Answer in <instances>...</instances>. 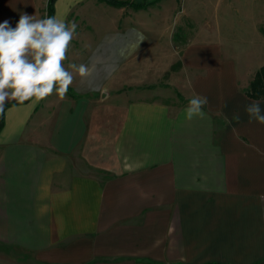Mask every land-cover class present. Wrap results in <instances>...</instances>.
Masks as SVG:
<instances>
[{
    "label": "crops",
    "instance_id": "crops-1",
    "mask_svg": "<svg viewBox=\"0 0 264 264\" xmlns=\"http://www.w3.org/2000/svg\"><path fill=\"white\" fill-rule=\"evenodd\" d=\"M117 1L144 6L54 2L78 25L64 66L94 67L91 85L6 104L0 264H264V125L244 111H264L244 93L264 18L234 33L205 0ZM46 3L0 0V23ZM194 95L209 102L187 120Z\"/></svg>",
    "mask_w": 264,
    "mask_h": 264
},
{
    "label": "clouds",
    "instance_id": "clouds-1",
    "mask_svg": "<svg viewBox=\"0 0 264 264\" xmlns=\"http://www.w3.org/2000/svg\"><path fill=\"white\" fill-rule=\"evenodd\" d=\"M77 27L74 21L55 16L37 19L28 14L20 15L15 27L8 20L0 23V113L10 100L40 103L53 95L65 100L75 81L74 73L81 85H91L94 67L76 63L64 66ZM208 102L206 96L194 95L184 109L186 119L204 118ZM244 111L249 123L264 125L259 102L248 103Z\"/></svg>",
    "mask_w": 264,
    "mask_h": 264
},
{
    "label": "rangeland",
    "instance_id": "rangeland-1",
    "mask_svg": "<svg viewBox=\"0 0 264 264\" xmlns=\"http://www.w3.org/2000/svg\"><path fill=\"white\" fill-rule=\"evenodd\" d=\"M229 5L230 7H228ZM194 6L196 4L189 3L186 5L185 3L184 7L188 12H196ZM202 7L204 21L208 20L211 22L210 25L214 26L213 16L216 14L215 11L219 9L222 29L234 33H237L238 29L244 30V27L250 22H258L259 18H264V0H205L202 2ZM197 10L199 14L201 8L199 7ZM261 32H264V27L261 28Z\"/></svg>",
    "mask_w": 264,
    "mask_h": 264
},
{
    "label": "trees",
    "instance_id": "trees-1",
    "mask_svg": "<svg viewBox=\"0 0 264 264\" xmlns=\"http://www.w3.org/2000/svg\"><path fill=\"white\" fill-rule=\"evenodd\" d=\"M105 1L106 3L117 6V7H123V6H129L132 8H140L144 6L143 4H133V3H127V2H120L117 0H101ZM54 2L55 0H47L46 8H45V17H51L54 16ZM175 66L171 68V70H174ZM245 95L252 100H262L264 99V66L260 67L253 75L247 89L244 91ZM11 103V104H15ZM5 105V107L11 105ZM18 104V103H17ZM4 112V111H3ZM3 112L0 113V129L3 125Z\"/></svg>",
    "mask_w": 264,
    "mask_h": 264
}]
</instances>
